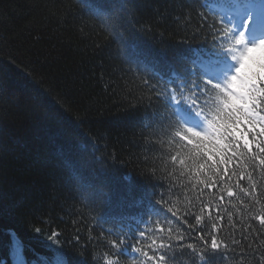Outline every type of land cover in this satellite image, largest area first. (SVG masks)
Here are the masks:
<instances>
[{"label": "snow or ice", "instance_id": "6c2138e0", "mask_svg": "<svg viewBox=\"0 0 264 264\" xmlns=\"http://www.w3.org/2000/svg\"><path fill=\"white\" fill-rule=\"evenodd\" d=\"M79 2L108 32L118 54L128 48L136 54L128 71L146 90L137 97L144 108L138 123L145 130L158 129L153 143L161 148L163 168L149 169L155 186L140 196L125 177L128 184L116 206L138 209L139 214L113 215L105 210L111 209L117 194L106 181L87 178L81 166L65 159L77 197L97 215L86 237L79 228L67 239L58 229L45 233L33 227L50 253L43 264H181L178 256H187L191 264H213L218 256L245 264L252 243L237 251L247 235L229 241L220 222L227 211L226 197L235 198L253 222L247 225L256 233L253 242L264 237V0H179L184 10L174 19L190 23L195 12L199 21L178 42L181 50L174 63L137 51L134 42L151 28L138 27L133 0H110L107 6ZM94 162L103 175L109 174L103 158ZM175 178L186 181L185 187L196 193L193 199L173 202ZM6 211L0 201V214ZM228 217L231 222V212ZM97 226L99 233L94 231ZM101 241L104 251H93L89 259L85 253ZM261 244L264 241L257 247ZM25 247L17 234L9 233L11 264H28ZM259 264H264V251Z\"/></svg>", "mask_w": 264, "mask_h": 264}, {"label": "trees", "instance_id": "16d2710c", "mask_svg": "<svg viewBox=\"0 0 264 264\" xmlns=\"http://www.w3.org/2000/svg\"><path fill=\"white\" fill-rule=\"evenodd\" d=\"M92 2L107 6L110 0ZM133 2L138 27L151 28L134 42L137 51L174 63L181 50L178 42L196 29L199 17L193 12L190 23L183 18L177 22L174 17L184 10L179 0ZM161 49L166 55L161 56ZM135 55L131 48L118 54L108 32L79 0H0V201L7 209L0 214V260L11 264L10 232L23 240L28 264H43L50 255L33 227L45 233L58 229L67 239L79 228L81 236H87L97 213L77 197L65 159L81 166L87 178L106 181L117 194L105 211L139 214L138 209L116 206L128 184L124 178H131L133 193L140 196L155 186L149 169L163 164L158 158L161 148L153 143L158 129L145 130L138 123L144 108L137 97L146 90L128 71ZM99 158L106 161L108 175L94 162ZM175 182L174 203L193 199L196 193L185 187V180ZM225 207L220 222L224 238L243 240L247 235L237 251L252 243L245 264H259L264 244L257 245L264 237L253 242L256 233L247 229L253 222L239 200L226 197ZM94 231L99 233V226ZM93 251L102 253L103 241L85 255L91 259ZM71 254L79 259L75 251ZM178 260L191 264L187 256ZM213 264L236 260L218 256Z\"/></svg>", "mask_w": 264, "mask_h": 264}]
</instances>
